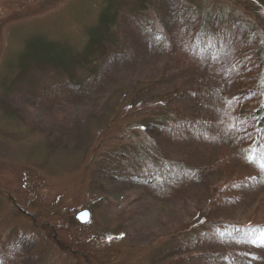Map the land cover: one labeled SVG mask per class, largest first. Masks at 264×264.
<instances>
[{
    "label": "rangeland",
    "instance_id": "374dc122",
    "mask_svg": "<svg viewBox=\"0 0 264 264\" xmlns=\"http://www.w3.org/2000/svg\"><path fill=\"white\" fill-rule=\"evenodd\" d=\"M106 7L114 37L87 51ZM210 16L256 27L264 57V0H0V250L20 243L22 264H174L201 220L264 226V166L235 155L223 110L237 84L216 55L167 43L171 27ZM58 83L71 92L46 99ZM178 109L224 114L226 139L167 133ZM180 160L202 170L155 196L149 177ZM242 246L243 264H264V229Z\"/></svg>",
    "mask_w": 264,
    "mask_h": 264
},
{
    "label": "trees",
    "instance_id": "16d2710c",
    "mask_svg": "<svg viewBox=\"0 0 264 264\" xmlns=\"http://www.w3.org/2000/svg\"><path fill=\"white\" fill-rule=\"evenodd\" d=\"M109 10L110 8L106 7L101 11L99 24L93 27L87 51L96 43L102 45L104 37L108 34L112 36L111 38L114 37L113 33L108 31L110 28L105 26H111ZM209 20H195L188 23L186 26L188 30L181 29L177 24L178 29L172 25L173 27L167 32V37L165 35L163 37L164 39L166 37L167 43H173L176 46L179 54L180 52L182 54L180 50L182 48L189 59L200 61L212 54L218 57L220 61L218 68L223 70L237 84L238 88L228 98L227 106L223 107V110L227 112V118L233 124L234 131L239 134L241 139V142L238 141L239 144L243 143L235 155L246 162L264 166V78H262L264 57L262 55L263 48L258 42L256 27L252 25L245 27L243 21H233L230 18L225 20L210 16ZM98 30L99 32H97ZM167 46V44L164 45L163 49ZM90 54L92 55V53ZM116 54V56H123L121 51H117ZM51 56V59L54 60L63 59H55L53 54ZM66 90L58 83L44 91V97L46 99L48 97L50 101L59 100L66 93L71 92L70 86ZM178 110L173 113V117L167 125L172 128L173 132L167 133H175L179 137H183L185 134L207 142H219L226 139L224 135L228 132L229 126L224 119V114L219 115L216 120L204 121L191 114L182 113L181 109ZM201 170V166L191 165L183 160L171 162L162 166L158 174V181H152L157 175L156 173L149 177L151 183L148 184V188L157 197L172 198L174 195L169 191L178 192L196 178ZM226 197V193L221 191L217 195L216 201L219 203ZM189 229L186 228L187 231H190L188 237H180L177 239L179 241L175 243V250L178 254L174 264H243L244 258L237 254L246 257L243 250L247 248L242 245L248 243L254 229H264V226L260 227L257 222L252 224L211 223L207 218L197 222L194 227ZM215 245H218L217 249L209 248ZM229 247L232 250L228 249ZM21 248L20 243L12 242L1 249L0 264H22L26 253L22 252ZM228 252L234 256L231 257ZM200 257L204 259L200 260Z\"/></svg>",
    "mask_w": 264,
    "mask_h": 264
},
{
    "label": "water",
    "instance_id": "95a60500",
    "mask_svg": "<svg viewBox=\"0 0 264 264\" xmlns=\"http://www.w3.org/2000/svg\"><path fill=\"white\" fill-rule=\"evenodd\" d=\"M76 219L82 223V224H86L88 222H90L91 220V211L89 209H82L79 210L77 212V214L75 215Z\"/></svg>",
    "mask_w": 264,
    "mask_h": 264
}]
</instances>
